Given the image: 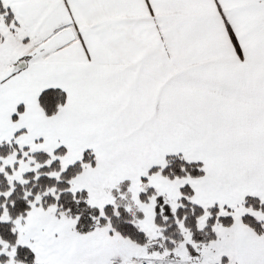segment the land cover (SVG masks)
<instances>
[{
	"label": "snow or ice",
	"instance_id": "snow-or-ice-1",
	"mask_svg": "<svg viewBox=\"0 0 264 264\" xmlns=\"http://www.w3.org/2000/svg\"><path fill=\"white\" fill-rule=\"evenodd\" d=\"M0 264H264V0H0Z\"/></svg>",
	"mask_w": 264,
	"mask_h": 264
}]
</instances>
